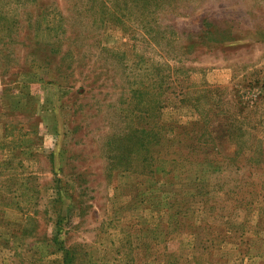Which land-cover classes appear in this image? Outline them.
Masks as SVG:
<instances>
[{
	"label": "rangeland",
	"instance_id": "1",
	"mask_svg": "<svg viewBox=\"0 0 264 264\" xmlns=\"http://www.w3.org/2000/svg\"><path fill=\"white\" fill-rule=\"evenodd\" d=\"M126 1L0 0V264H264V0Z\"/></svg>",
	"mask_w": 264,
	"mask_h": 264
},
{
	"label": "trees",
	"instance_id": "2",
	"mask_svg": "<svg viewBox=\"0 0 264 264\" xmlns=\"http://www.w3.org/2000/svg\"><path fill=\"white\" fill-rule=\"evenodd\" d=\"M112 1H113V5L116 6V5H115V0H112ZM124 1H125V2H124ZM123 2L126 4L127 1H126V0H123ZM102 6H104V11H103V12L108 11V9L106 8V3H105V2H103ZM122 6H123V5H122ZM104 14H106V13H104ZM104 16H105V15H104Z\"/></svg>",
	"mask_w": 264,
	"mask_h": 264
}]
</instances>
